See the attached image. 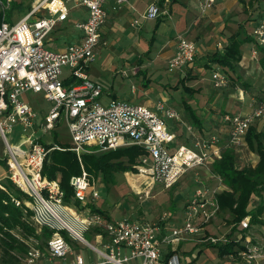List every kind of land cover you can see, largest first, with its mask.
Returning <instances> with one entry per match:
<instances>
[{
	"label": "built area",
	"instance_id": "1",
	"mask_svg": "<svg viewBox=\"0 0 264 264\" xmlns=\"http://www.w3.org/2000/svg\"><path fill=\"white\" fill-rule=\"evenodd\" d=\"M21 0H0V158L5 165L0 172V189L7 191L5 182L23 194H10L15 206L32 211L31 220L37 231L43 226L52 230L43 247L33 238L25 240V264H217L196 261L204 245L233 244V252L223 257L241 264H264V225L251 223L249 215L243 217L235 230L228 234L219 232L225 226L218 215L220 207L217 194L226 188L220 176L213 173L211 164L221 158L225 148H242L245 136L255 121L264 115V100L250 112H224L220 122L226 127L227 139L220 141L216 134L208 137L196 135L189 145L174 146V133L168 119L179 120V114L163 101L153 106L123 99L103 103V89L93 82L86 71L87 64L96 55L100 43V29L106 19V0H80L86 7L87 17L76 25L81 30L78 42L69 43L56 50L46 45L48 34L68 17L66 0H33L28 11L18 20H5L6 10ZM116 5L130 0H115ZM198 15H205L215 0H195ZM162 11L157 2L150 3L140 18L157 19ZM134 19L132 24H137ZM255 39L264 46V10L254 25ZM196 46L192 40L179 35L176 50L167 63L170 72L182 70L194 63ZM254 58L257 53L251 50ZM69 70V85L61 78ZM135 71H133L134 73ZM213 87H225L229 79L217 67L211 71ZM25 91L40 92L51 103L44 123L43 133L64 121L72 150L78 160L87 147L109 151L131 145L145 150L134 165L138 177L128 180H146L144 191L155 185L169 188L187 171L205 169L206 178L198 173L194 181L198 186L187 198L180 223L171 222L172 212H162L156 219L124 217L114 220L93 211L90 204L99 198L91 184L89 174L81 166V173L72 175L69 183L72 198L80 203L64 201V193L57 179L42 175L44 161L50 150L38 141L33 128V107L20 100ZM21 126L30 134H22L20 143H13L9 134L14 126ZM35 136V137H34ZM49 144V143H46ZM25 146V149L22 148ZM208 173V174H207ZM208 179H217L208 185ZM147 190V191H146ZM220 222V223H219ZM215 223H218L217 225ZM212 226V227H210ZM229 227V232H230ZM64 232L65 234L61 233ZM93 234L95 244L87 241L84 233ZM75 240L98 260L85 257L69 239ZM191 243L189 252L182 244ZM189 252V253H188ZM58 260V261H57Z\"/></svg>",
	"mask_w": 264,
	"mask_h": 264
},
{
	"label": "rangeland",
	"instance_id": "2",
	"mask_svg": "<svg viewBox=\"0 0 264 264\" xmlns=\"http://www.w3.org/2000/svg\"><path fill=\"white\" fill-rule=\"evenodd\" d=\"M32 2L33 0H21L20 4H22L23 7L21 9L13 10V5L15 3H18L14 2L11 5L10 9L6 10L5 20L9 22H14L18 20L28 11ZM263 9L264 0H258L257 3L254 2L253 6L249 8L250 13L248 14V16L244 15L242 18L244 24L240 27L238 25V27H236L234 30L236 35L235 37L239 41H242L237 42L235 40V43L237 42L238 45L244 44L242 46V49L240 48L242 52V58L235 61L234 68L229 69L228 67L217 61H212L210 62V64L213 68L217 67L222 73L227 76L228 79H230L231 76L233 77V75H239L240 78H243L244 80L250 82V84H248V88L250 90L255 87L256 89H261L264 92V59H261V57L264 55V46L257 43L253 31V27L256 24L257 18ZM246 38L250 39H247V44H245L244 42V39ZM252 49L256 50V61L251 60V58H249ZM106 53L107 48L104 52H102L99 56H97L89 63L91 68L90 72H88V75L91 76L92 70V74L96 76V78H98V83H100V85L105 90V93L100 98L101 101L104 102L107 97L111 96V93L113 91H119V96L121 97L122 95H126V93L132 89V87H135L137 91H140V94L144 90L147 91V97L153 100L160 99L161 96H164V100H167L169 104L179 109V112L177 111L179 114V118L183 119L184 121H189V116L187 115L188 112H186L181 106V102L185 101L186 103L190 104L191 107L194 108L195 106H197V108L201 110L199 111L197 109H194L197 115L202 116L200 120L205 132H200L204 133L206 137L212 134H216L221 142L226 139L227 130L226 127L220 122V120L218 121L219 128L216 127V130H214L215 127H212L211 124L205 120L207 116V112L205 111V100L211 93H214L216 89L213 87L211 82L212 68L207 65L200 66V64L198 63L199 78H184L183 81H180L176 79L178 73H172L168 71L167 63L165 64L164 61L160 59H155V53L152 52L149 55L151 59H146V62L142 64L143 70L146 74V85L143 86L142 77L131 80L130 78H128L131 75H129L128 70L125 68L121 71V74L125 75L126 77L121 75L119 72L115 73L114 70H110L108 66L109 62H104ZM112 57L114 59L112 64H116L117 66L119 65L120 67L122 65V62L119 59V55L116 53H112ZM122 57L131 60L132 62H136L138 59L136 56L131 55H123ZM261 60L263 61V64L261 63ZM134 65L137 66V64H131L132 68ZM129 70L131 71L132 69L129 68ZM133 71H135L133 73V76H136L138 74V71L136 69H133L132 72ZM68 77L69 70L65 68L61 74V78L63 81L67 82L65 83L66 85H68ZM231 88L232 92L238 94V88H235L234 85H232L231 87L226 85L225 87L217 89L218 92L221 94L231 90ZM239 88L244 91V95L245 90H249L243 85L239 86ZM263 94L254 93V102L256 103L257 100L261 99L264 96ZM19 98L20 100L29 103L33 107L36 116L32 129L34 130L35 135L38 137L37 139L39 142L45 144L57 143L60 146L72 145L68 134L67 126L62 120L56 123L55 127L52 130H49L46 133L42 132L41 124L44 123V117L47 114L48 109L51 107V103L44 98L42 93L25 91L19 95ZM244 100V102H247L246 96ZM248 104L249 103H247V105L245 104V106L247 107ZM180 106L182 109L179 108ZM167 124L171 126L172 121L168 120ZM194 128L191 127L193 132L195 131ZM173 129L177 130V141L179 143H183L185 145L190 143L191 135L189 131L185 130L186 133H184L185 131L182 130L184 129V127L181 126L180 128H177L175 126V128L173 127ZM180 130L183 132L180 133ZM30 131V129L24 131L21 126L16 125L14 126L13 131L9 134V138L13 143H20L22 134H30ZM195 133L198 132L195 131ZM22 148L25 149V146L22 145ZM83 153H99V151L95 147L89 146L81 154ZM256 160L257 154L253 151L247 150L246 148L235 152V165L238 168L247 165H253L255 164ZM137 162L138 157L132 166H126L121 172L114 173V183H104L101 181L99 176L91 174V184H94L93 187L99 192L100 195L98 199L92 202L93 205L97 208L102 209L104 214L108 218L114 220H120L124 217H130L133 219L146 218L152 220L156 219L160 214H162V212H172L173 217L171 218V222L180 223V217L182 215V209L185 204V201L187 198L191 197L193 191L198 186V184L194 181L196 173H198L201 177H203V179H205L207 170L201 168L187 171L171 187L163 188L160 185H155L151 188L148 193H146L144 191L146 180H143V177L139 178L137 182L132 179L133 177L140 176L137 175V169L134 168V165H136ZM3 170L4 168L0 165V172H3ZM126 173H128L132 177V181L128 180V174ZM206 183L208 185H215L218 183V181L217 179H208ZM260 205L261 213L258 219H261L264 222V192H262L260 196L253 194L252 201L250 202V209L254 210ZM224 215L225 217L229 216V214L224 213L218 215V219L220 222L225 220ZM215 224L217 225L218 223ZM219 232H227L228 234H231L233 231L229 232V227H223L219 228ZM84 237L87 241L95 244V235L93 237V234L90 231L85 232ZM67 239H69V237H67ZM69 240L74 246V248L79 251L84 257L85 255H89L90 259H92L93 261L98 260V257L94 252L90 253V251H88L84 246H82L75 240ZM39 244L41 245V243ZM43 246L44 244L41 245V247ZM181 246L187 247L188 243L184 245L182 244ZM207 246L208 245H204V248ZM207 248L209 249L199 253L198 257L196 258V261L221 262L222 260H227L226 258L221 257V255L216 252L215 247L209 246ZM18 264H25V262L20 259Z\"/></svg>",
	"mask_w": 264,
	"mask_h": 264
},
{
	"label": "crops",
	"instance_id": "3",
	"mask_svg": "<svg viewBox=\"0 0 264 264\" xmlns=\"http://www.w3.org/2000/svg\"><path fill=\"white\" fill-rule=\"evenodd\" d=\"M257 1L258 0H215L213 7L205 15L199 16L195 0H130L132 7L125 3L118 6L116 5L115 0H106L104 3L106 19L100 29V43L96 48L95 58L107 48L104 62H109L108 66L110 70H114L115 73L119 72L121 74V71L125 68L128 70L129 75H131L128 78L132 80L142 77V85L144 86L146 85V74L143 70L142 64L146 62V59H151L149 55L152 52L155 53V59H160L164 61L165 64L168 63L169 59L173 56L176 50L178 36L183 35L195 43V60L192 65L172 73L177 72L178 78L176 77V79L180 81H183L184 78L197 79L199 78L198 63L200 66H209L210 62H212L211 57L213 53H223L225 51V48L230 43L231 35L235 34V28L238 27V25L240 27L244 24V21L242 20L243 16H248L250 13L249 8L253 6L254 2L257 3ZM152 2H157L161 10L163 12L166 11L167 13H161V15L155 20L140 18V14L143 13L147 6ZM66 4L68 7L67 19L60 22L46 37V45L49 48L56 50L62 49L69 43L78 42L81 37L82 32L76 24L86 19L87 9L80 4V0H66ZM134 19H138V23L133 25L132 22ZM247 39L249 38L244 39L245 44H247ZM243 45L244 44L239 45L238 47L240 58H242V52L240 48L242 49ZM112 53L119 55V59L122 62L120 67L119 65L117 66L116 64H112L114 60ZM123 55L136 56L138 59L136 62H132L131 60L123 58ZM249 58L256 61L257 55L253 58L250 52ZM261 59H264V55L261 57ZM262 60L261 63L263 62ZM89 63L86 67L87 74L90 72L91 68ZM131 64H137V66L134 65L132 68ZM209 67L212 68V70L215 68L212 66ZM129 68L132 70L136 69L138 74L133 76L134 74L132 70H129ZM123 76L126 77L125 75ZM89 78L93 82L100 85V83L97 81L98 78L92 74V70L91 76H89ZM241 84H244V86L249 89V81L240 78L239 75H233V77H230L227 85L229 87L234 85L235 88H238V94L232 92V88L231 90L220 94L216 88L214 93H211L205 100V111L207 112L205 120L210 123L212 127H215L214 130L217 129L216 127L219 128V117L224 112H250L257 107L260 101L264 100L263 96L255 103L253 94H263L264 92L261 89H256L254 87L251 90H245L244 95V91L239 88V86H242ZM104 93L105 90L103 89L101 96ZM245 96L247 102H244ZM164 98V96H161L160 99H150L147 97V91L144 90L140 94V91H137L135 87H132V89L128 91L126 95H122L121 97L119 96V91H113L111 96L107 97L104 102H101L108 103L111 99H123L134 103L153 106L155 102L163 101L166 105L173 107L177 111L179 110L175 106L169 104L167 100H164ZM247 103H249L248 106L250 105L249 107L247 106L248 108L245 106ZM181 106L186 112H188L187 115L189 116V121L186 119V121H184L181 118H179V120L168 119L172 121V125L168 126L175 135L173 142L175 147L183 144L177 141V130L173 129L175 126L177 128H180V126L184 127V129H182L183 131L187 130L190 132L191 136L189 144L192 143L196 135L205 136L204 133L200 132H205L200 120L202 116L197 115L194 111V109L199 110L197 106L193 108L185 101L181 102ZM181 106L179 107L180 109H182ZM190 110L194 112V115L189 114ZM252 126H254L257 131L264 133V115L255 119V121L252 123ZM191 127L194 128V130L198 133H195V131L193 132ZM199 127L202 129H199ZM183 131L180 130V133ZM184 133H186V131ZM243 148L249 150L247 144L245 143L242 148H238V150L235 149L234 152L242 150ZM207 247L204 248V246H202L200 252H204L205 250L209 249ZM186 248L190 252L193 248V245L189 243ZM221 257H223V255ZM210 263L241 264L230 259L222 260L221 262Z\"/></svg>",
	"mask_w": 264,
	"mask_h": 264
},
{
	"label": "trees",
	"instance_id": "4",
	"mask_svg": "<svg viewBox=\"0 0 264 264\" xmlns=\"http://www.w3.org/2000/svg\"><path fill=\"white\" fill-rule=\"evenodd\" d=\"M20 2L13 5V10L23 7ZM235 36V34L231 35L230 43L223 53L212 54L211 61H217L229 69L234 68L235 61L240 58L237 43L239 40ZM70 82L69 79L68 83ZM63 83L65 84L66 81ZM189 114L194 115V112L190 110ZM199 129L202 128L199 127ZM244 141L248 149L257 154L258 158L254 165L236 167L235 152L232 148L223 149L221 158L211 164L212 172L220 176L226 185V188L217 194V199L220 214H229L228 217L224 215L225 220L222 222H225L224 227H231L230 231H234L238 222L247 215L250 216L251 223L261 225L264 223L258 219L262 204L254 210L250 209L253 194L260 196L264 192V133L257 131L251 125ZM45 146L47 148L59 146L62 149L54 148L49 151L44 161L42 175L48 179H57L64 193V201L73 202L77 206L80 203L72 198L73 190L69 179L72 175L81 173V166L89 176L95 174L104 183H114L113 174L121 172L126 166H132L137 157L145 152L140 146L131 145L109 151H99V153H83L81 159L78 160L75 153L70 150L71 146H60L57 143L45 144ZM0 165H5L1 158ZM5 187L7 191L0 189V264H18L27 249L24 241L31 237L41 247L51 235L52 230L43 226L40 231H37V227L31 220L32 211L29 208L24 210L17 207L10 200V194L21 197L23 193L12 187L9 181L5 182ZM90 205L93 211L104 214L102 209L93 204ZM61 233L65 234L62 231ZM209 246L215 247L221 256L233 252L232 243L209 244Z\"/></svg>",
	"mask_w": 264,
	"mask_h": 264
}]
</instances>
